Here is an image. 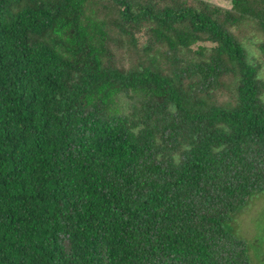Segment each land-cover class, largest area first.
Returning <instances> with one entry per match:
<instances>
[{
	"label": "trees",
	"instance_id": "16d2710c",
	"mask_svg": "<svg viewBox=\"0 0 264 264\" xmlns=\"http://www.w3.org/2000/svg\"><path fill=\"white\" fill-rule=\"evenodd\" d=\"M259 190L264 0H0V264H262Z\"/></svg>",
	"mask_w": 264,
	"mask_h": 264
},
{
	"label": "rangeland",
	"instance_id": "374dc122",
	"mask_svg": "<svg viewBox=\"0 0 264 264\" xmlns=\"http://www.w3.org/2000/svg\"><path fill=\"white\" fill-rule=\"evenodd\" d=\"M246 47L249 51L254 50L250 44H246ZM242 208L234 216L231 227L232 229L238 228L244 237H250L248 239L251 240L250 254L256 255V257L262 260V264H264V190L256 191L251 195L243 203ZM253 264H257V262Z\"/></svg>",
	"mask_w": 264,
	"mask_h": 264
}]
</instances>
